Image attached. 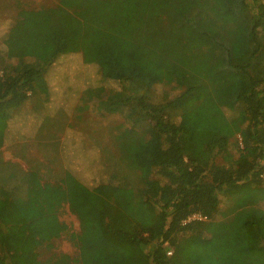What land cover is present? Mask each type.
Returning <instances> with one entry per match:
<instances>
[{
  "label": "trees",
  "instance_id": "trees-1",
  "mask_svg": "<svg viewBox=\"0 0 264 264\" xmlns=\"http://www.w3.org/2000/svg\"><path fill=\"white\" fill-rule=\"evenodd\" d=\"M12 1L1 2L0 15ZM19 9L2 21L6 41L15 40L0 69V146L27 168L0 158V264H125L114 252L87 257L120 246L83 241L101 220L134 247L127 264H264V0H54ZM62 16L87 26V37L117 39L145 66L168 63L156 76L122 69L107 83L103 64L120 63L115 51L82 64L85 82L63 75L47 105L28 108L47 70L63 68L78 44L77 32H57ZM157 84L175 93L150 88ZM206 98L244 111L240 157L219 136L205 163L190 156L196 136L186 118ZM64 208L78 236L60 221ZM194 214L206 221L187 222ZM63 239L73 255L57 250Z\"/></svg>",
  "mask_w": 264,
  "mask_h": 264
},
{
  "label": "rangeland",
  "instance_id": "rangeland-1",
  "mask_svg": "<svg viewBox=\"0 0 264 264\" xmlns=\"http://www.w3.org/2000/svg\"><path fill=\"white\" fill-rule=\"evenodd\" d=\"M2 1L3 0H0V5ZM14 1H18V5L16 7L14 6L13 8L12 1L11 5L5 10V14L0 15V69L3 68L4 65L8 62L6 59V51L9 47H11V45H13V41L15 40V38H11V41H6L5 38L8 37V34L3 30L6 23L2 21L6 18L7 20L13 18V15H16L18 11H20L19 8L33 9L48 6L54 0ZM69 13L71 14V12ZM62 15L68 17V15L65 13H63ZM57 25V32L61 35L67 36L72 32H77L78 35H80L79 38L78 35L76 36V38H78L76 40L78 44L73 45L74 47L66 50L67 53L64 56L66 64L63 68L59 69V71H55V69H49V71L47 70L45 77L37 84L36 96L31 98L26 103V107L28 108L38 109L47 105L50 100L51 86L62 82L60 79L61 77H63V75L66 76L70 84L79 85L82 82H85L84 80H81V75L79 72L82 64H85V61L89 60L93 62L102 60V58L106 57L107 54L114 53L115 51H121L119 57H115L120 61V63L108 62L106 64H103L104 72H106L107 74V77L105 78L107 83H110L117 77L122 76V69L129 73L131 77L133 75L135 76L139 70L142 71L143 77L148 73L156 76L160 74L162 70H164L165 66L168 63L166 59H163L161 61L159 59H155V66H153L152 64H148V62H146L147 66H145L144 62H140L139 58L133 55L130 51H123V47H119V44L121 45V43H119L117 39L104 34H96L94 31H90V34L87 37V32L89 31L87 30V26L71 24L68 22V20L63 19V16L61 17V19H58ZM79 39H81V42L79 41ZM84 44L87 45V48H83ZM71 46L72 45H68V47ZM135 48L138 49L137 46H133L134 52ZM142 53L143 51L140 49H138L136 52L137 55H140ZM243 54L244 52H239L237 58L239 60H242ZM144 59L146 60V58ZM125 77H128L126 73ZM133 84L138 87H145L139 86L138 81H134ZM150 88L167 91L170 94L175 93L172 91V86H162L157 84L151 86ZM186 122L190 127L193 137L196 136L195 144L193 145V148L189 153L190 156L194 155L197 160L205 163L206 159L209 156L207 147L208 143L212 141V139L216 136L228 139L230 156L232 155L234 158H238L242 155L241 150H243L244 148V142L242 143L241 141H243L242 138L244 137L241 135V132L247 123V118L243 110L239 108L228 109L219 107L212 99L206 98L197 105L196 109H193L190 112V114L186 118ZM0 158L5 162H9L10 164H16L22 169L27 168L25 163L16 156V153L7 146H0ZM259 188H264V185L259 186ZM257 207L264 210V199H260L257 202ZM118 209L119 208L111 207L109 210H112V212L109 213L110 215H112L111 218L114 220H117L116 218H118V215L120 214V212H117ZM227 212V210H224L222 212V217H225ZM60 221L64 223L72 232L77 234V236L81 233L78 219L69 212L68 208L63 209L60 215ZM103 221L105 220H101L96 225L88 227L89 229L86 233L87 235H85L86 238L83 241H88L89 239L93 240L94 243H92V246H97L98 249L100 247L112 245V242H116L120 246L118 247L116 244H113L115 248H111L108 250L94 251L90 249L89 253L87 252V257H89V259L90 257H100L99 259H101L103 256L114 252L115 255H120L122 261L127 264L128 259L130 260L136 257L133 252L135 250L132 249L134 247L126 244L124 245L119 241H115V238L108 234L107 229L104 228L102 224ZM119 222L120 220L117 223ZM118 225L121 227L120 224ZM122 226L123 228H127L126 222L122 223ZM56 247L59 252L68 255H73V253L76 252V248L73 246V243L67 241L66 239L59 241ZM128 247L131 249V252L128 251L130 250L128 249ZM46 256L47 254L43 253V257Z\"/></svg>",
  "mask_w": 264,
  "mask_h": 264
},
{
  "label": "built area",
  "instance_id": "built-area-1",
  "mask_svg": "<svg viewBox=\"0 0 264 264\" xmlns=\"http://www.w3.org/2000/svg\"><path fill=\"white\" fill-rule=\"evenodd\" d=\"M243 143V141H241ZM191 221H203L205 222L206 221V218L205 217H202L201 215L199 214H194L192 216H190L187 220V222H191ZM168 254H171L170 252Z\"/></svg>",
  "mask_w": 264,
  "mask_h": 264
}]
</instances>
